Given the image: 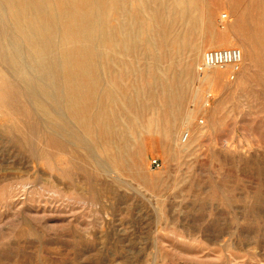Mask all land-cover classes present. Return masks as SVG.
I'll return each mask as SVG.
<instances>
[{
    "label": "rangeland",
    "instance_id": "rangeland-1",
    "mask_svg": "<svg viewBox=\"0 0 264 264\" xmlns=\"http://www.w3.org/2000/svg\"><path fill=\"white\" fill-rule=\"evenodd\" d=\"M0 264H264V0H0Z\"/></svg>",
    "mask_w": 264,
    "mask_h": 264
},
{
    "label": "built area",
    "instance_id": "built-area-1",
    "mask_svg": "<svg viewBox=\"0 0 264 264\" xmlns=\"http://www.w3.org/2000/svg\"><path fill=\"white\" fill-rule=\"evenodd\" d=\"M242 61V53L239 49H219L208 50L203 53L201 62L197 70L199 73H204L212 69H223L232 66L237 71L239 64ZM233 78V75L231 76ZM156 166L158 164L154 162Z\"/></svg>",
    "mask_w": 264,
    "mask_h": 264
},
{
    "label": "bare ground",
    "instance_id": "bare-ground-1",
    "mask_svg": "<svg viewBox=\"0 0 264 264\" xmlns=\"http://www.w3.org/2000/svg\"><path fill=\"white\" fill-rule=\"evenodd\" d=\"M170 3H171V1H169ZM70 3V2H69ZM71 8V7H70ZM73 8V7H72ZM56 12V11H55ZM156 24V23H155ZM51 25V24H50ZM60 27V26H59ZM136 27V26H135ZM154 27V26H153ZM174 27V26H173ZM167 28V30H168V26L166 27ZM135 30V29H134ZM172 34V33H171ZM164 35V34H163ZM120 36V35H119ZM121 38V37H120ZM161 39V38H160ZM131 42V41H130ZM163 42V41H162ZM58 44V43H57ZM34 45V44H33ZM159 46V45H158ZM214 46H216V45H214ZM34 47V46H33ZM224 47V46H223ZM243 47V46H242ZM28 48V47H27ZM29 49V48H28ZM209 49H210V47H209ZM212 49V48H211ZM243 50H244V48H242ZM31 51V50H30ZM63 51V50H62ZM34 52V51H33ZM33 52H32V54H33ZM196 53H199V52H196ZM195 53V54H196ZM39 56V55H38ZM196 56V55H195ZM194 56V57H195ZM198 56V55H197ZM190 57V56H189ZM194 57H192V58H194ZM198 58V57H197ZM191 59V58H190ZM189 59V60H190ZM42 60V59H41ZM192 60V59H191ZM245 63V62H244ZM246 63H248V62H246ZM249 65V64H248ZM232 68V66H229V67H226V68ZM226 68H223V69H226ZM213 70V69H212ZM211 71V70H210ZM214 71H216V72H214V74H216V75H218V74H223V72H219V71H217V70H214ZM64 80V79H63ZM220 80V79H219ZM174 81H175V79H174ZM203 82H213V79L210 77V76H207V77H205L203 80H202ZM104 82V81H103ZM201 83V82H200ZM175 84V83H174ZM181 84H183L182 82H181ZM169 85V84H168ZM177 85V84H176ZM107 86V85H106ZM174 86V85H173ZM175 87V86H174ZM108 89V88H107ZM112 89V88H111ZM109 90V89H108ZM179 90V89H178ZM160 91V90H159ZM175 91V90H174ZM180 92V91H179ZM161 93V92H160ZM172 93V92H171ZM175 93V92H174ZM104 95V94H103ZM174 97V96H173ZM104 98V97H103ZM172 98V97H171ZM176 98H177V95H176ZM98 99V98H97ZM109 100H110V98H109ZM176 100V99H175ZM176 104V103H175ZM174 104V105H175ZM44 109V108H43ZM43 112H44V110H43ZM49 112V111H48ZM108 112V111H107ZM44 114V113H43ZM45 114H47V113H45ZM44 114V115H45ZM51 114V113H50ZM109 116V115H108ZM49 118V117H48ZM132 120V119H131ZM184 123V122H183ZM112 126V125H111ZM177 129V128H176ZM97 130V129H96ZM102 130V129H101ZM112 131V130H111ZM175 132H176V130H175ZM180 134H178V136H179ZM188 136H189V134H188ZM187 137V136H186ZM175 140H177V139H175ZM177 142V141H176ZM179 142V141H178ZM177 145V144H176ZM178 147V146H177Z\"/></svg>",
    "mask_w": 264,
    "mask_h": 264
}]
</instances>
